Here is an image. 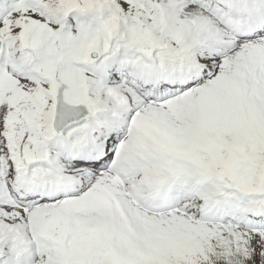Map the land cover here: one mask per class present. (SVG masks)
Listing matches in <instances>:
<instances>
[{
	"label": "snow or ice",
	"instance_id": "snow-or-ice-1",
	"mask_svg": "<svg viewBox=\"0 0 264 264\" xmlns=\"http://www.w3.org/2000/svg\"><path fill=\"white\" fill-rule=\"evenodd\" d=\"M0 264H264V0H0Z\"/></svg>",
	"mask_w": 264,
	"mask_h": 264
}]
</instances>
